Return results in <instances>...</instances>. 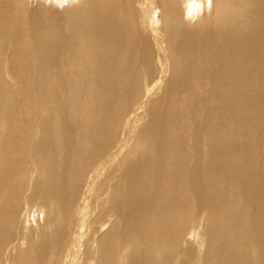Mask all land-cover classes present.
Masks as SVG:
<instances>
[{"label": "bare ground", "instance_id": "obj_1", "mask_svg": "<svg viewBox=\"0 0 264 264\" xmlns=\"http://www.w3.org/2000/svg\"><path fill=\"white\" fill-rule=\"evenodd\" d=\"M0 264H264V0H0Z\"/></svg>", "mask_w": 264, "mask_h": 264}]
</instances>
